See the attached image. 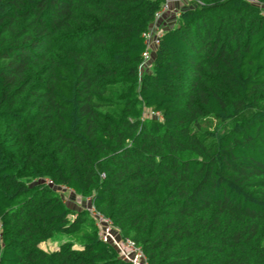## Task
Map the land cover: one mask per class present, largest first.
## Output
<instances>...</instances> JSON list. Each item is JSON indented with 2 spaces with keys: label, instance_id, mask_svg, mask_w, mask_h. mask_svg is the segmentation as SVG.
<instances>
[{
  "label": "trees",
  "instance_id": "obj_1",
  "mask_svg": "<svg viewBox=\"0 0 264 264\" xmlns=\"http://www.w3.org/2000/svg\"><path fill=\"white\" fill-rule=\"evenodd\" d=\"M164 1L0 0V264H130L78 197L148 264H264V0L148 47Z\"/></svg>",
  "mask_w": 264,
  "mask_h": 264
},
{
  "label": "built area",
  "instance_id": "obj_2",
  "mask_svg": "<svg viewBox=\"0 0 264 264\" xmlns=\"http://www.w3.org/2000/svg\"><path fill=\"white\" fill-rule=\"evenodd\" d=\"M247 1L258 3L257 0ZM172 11V0H165L161 9L156 13V20L151 29L144 34L148 47H153V45L158 44L160 38L164 34V30H162L158 24H160L166 14L172 13L175 19L180 16L179 11ZM150 57L151 53L147 50L144 53V62L141 67L145 66V64L149 62ZM155 115L159 116L158 113H155ZM45 182L52 184L49 180H46ZM81 202L82 207L88 210L91 216L96 219L100 238L104 242L111 244L118 251L123 260L129 262L130 264H148L147 257L142 247L134 240L122 237L119 230L114 226L112 220L95 209L90 198H85L84 201L81 199Z\"/></svg>",
  "mask_w": 264,
  "mask_h": 264
},
{
  "label": "rangeland",
  "instance_id": "obj_3",
  "mask_svg": "<svg viewBox=\"0 0 264 264\" xmlns=\"http://www.w3.org/2000/svg\"><path fill=\"white\" fill-rule=\"evenodd\" d=\"M149 61H151V57H150ZM147 63L145 64V66L141 67V70H140L141 75H143L145 72L151 71V64H147ZM69 194H70V191L66 193L67 203L69 202L68 204H70ZM78 198H79L78 200L81 201V198L80 197H78ZM67 240H68L67 237L59 236L52 242L41 244V247L47 251H55L58 249L59 244L65 242Z\"/></svg>",
  "mask_w": 264,
  "mask_h": 264
},
{
  "label": "crops",
  "instance_id": "obj_4",
  "mask_svg": "<svg viewBox=\"0 0 264 264\" xmlns=\"http://www.w3.org/2000/svg\"><path fill=\"white\" fill-rule=\"evenodd\" d=\"M184 1H186V0H172V9H173V11L181 10L184 7V4H185ZM173 22H174V17H173V14L171 13V14L167 15L166 18L164 20H162L160 22V24H158V25L165 32L168 29V27L171 24H173ZM78 199H76V201H74V202H75L76 205H78L80 207V206H82V202L79 201Z\"/></svg>",
  "mask_w": 264,
  "mask_h": 264
}]
</instances>
